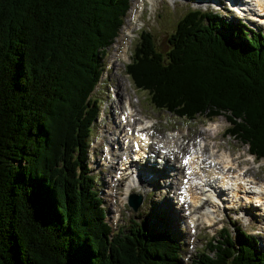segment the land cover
I'll list each match as a JSON object with an SVG mask.
<instances>
[{"label": "trees", "instance_id": "16d2710c", "mask_svg": "<svg viewBox=\"0 0 264 264\" xmlns=\"http://www.w3.org/2000/svg\"><path fill=\"white\" fill-rule=\"evenodd\" d=\"M128 7L0 0V264H179L169 232L136 228L110 238L87 174L97 108L86 100ZM224 32L194 15L166 50L142 35L128 72L157 111L188 121L222 116L237 141L264 156V38ZM209 245L194 264H264L243 232Z\"/></svg>", "mask_w": 264, "mask_h": 264}, {"label": "rangeland", "instance_id": "374dc122", "mask_svg": "<svg viewBox=\"0 0 264 264\" xmlns=\"http://www.w3.org/2000/svg\"><path fill=\"white\" fill-rule=\"evenodd\" d=\"M168 1H171V0H168ZM153 2H154L153 6L149 5L148 12L145 14V25H146L145 27H147L150 30V34L153 37L155 43L157 44V48L166 49L168 36L176 28L177 22L179 20H182L191 10L188 8L189 7L188 5L179 6L178 4L168 3L166 2V0H163V1L154 0ZM132 3H133V0H131V6H132ZM139 5L144 6L145 4L143 3V5L142 4H139ZM132 8L133 7H131V10ZM210 13L213 15L216 14L217 16H220L219 19L215 22L216 24L218 23L224 24L223 19H222L223 18L222 12L221 13L210 12ZM129 15H130V11L127 16V21H128ZM225 16H228L227 19H232L228 11L226 12ZM137 25H141V24L138 23ZM117 36H118V33H117ZM117 36L110 41L111 46L105 50L102 59H101L102 56H100L99 64L102 66L104 65V68H105V64L109 61L107 69L105 70L102 76V80L105 79V76L108 74V71L111 69V66H110L111 63L112 64L118 63V65L114 66V69L111 72L112 75L109 81L106 82L101 88H99L98 91L96 87L92 93V97L96 101L99 102L98 105H102L103 107L102 110H104V107L107 106L105 109V112L108 115V117L107 119H104V121L100 124L99 128L97 124L96 126V129H98L97 136L96 134L93 135L89 141H91L94 144L99 138L101 139L102 137H100V131L103 130L105 127H107L108 129H111V127H114V128L116 127V124H118V122L120 121L118 120V117L120 118L122 114V112L120 113L121 110L120 111L117 110L118 103L121 101L123 102L124 98L125 99L129 98L131 104L133 105L132 107L133 110L135 109L137 111H140L142 114L147 115L150 120H152L153 132L156 135L166 136L167 134L176 133L173 135H168V136H175L180 133L179 138L181 139L179 141L178 148H180L181 146L183 147L185 145H189V144L190 145L194 144L193 146H197L201 141H204V143L206 144L205 141L207 139L209 138L212 139V132H209V134H207V131H210V130L214 131L213 126L212 125L208 126L210 123L203 124L204 119L201 118V119H197L194 122H185L181 119H176L170 114H167L165 112H157L150 106L148 100H146L145 93L137 91L133 88V85L129 81V78L124 74L125 67L127 64L123 63V65H121V60L119 57V55L122 53V50H120V46L127 37L125 38V36L121 35V33L119 34V37ZM137 42H138V39H136V42L133 44V51L136 47ZM126 43L129 46L130 40H126ZM123 54L125 55V59H127L125 49L123 50ZM119 69L123 72L119 71ZM120 82L123 84V86L121 85L122 87L119 85ZM109 87L111 88L114 87L115 90L117 91V94L119 96L117 100L119 102H116L117 104L112 105L113 97L110 96L109 94V91H108ZM114 107L116 109H113ZM141 116L142 115L139 112H137L138 119H140ZM115 120L117 121L116 123H114ZM216 120L224 121V127L223 129L220 130V131H224L226 127L228 126L227 123L225 124L224 118L220 117V118H217ZM138 123L139 121H137V124ZM150 124H151V121H150ZM219 129H220V126L217 128L216 131H218ZM114 132L115 130L110 133L105 134L103 143L106 144L107 139H109V141H108V146L103 149L104 158L106 157L107 149L111 152L115 150L113 149L114 146L110 142V138L113 136L112 133ZM166 137H163V138H166ZM94 138L97 140L95 141ZM215 144L220 149L222 148V151L225 154V156H230L231 159L237 160L239 163L242 162V159L244 157V154L242 152L247 151L246 147L241 146L237 141L229 137H224V139L217 137V141L215 142ZM210 145L211 146L214 145L213 141L210 144L208 143V148L210 147ZM103 147L104 145L102 144L99 149H96L90 152L89 154L90 161H91V158L95 161L94 164H91V162L89 163L90 167H93L95 164H97L95 165V167L97 166V168H98V164L100 166V163L104 159L100 152V149H102ZM195 149L196 148H194V151ZM187 151L184 152L183 154H186ZM218 153L220 155L221 151L218 150ZM222 156L224 155L221 154L219 157L222 158ZM120 160H121L120 157H118L117 161H120ZM244 161L251 162V159L247 157V159ZM102 163H101L102 169L104 170L109 169L110 171L114 173V171L110 167L109 168L103 167ZM247 168L250 169V172L252 173V175L256 177L257 180H259L256 172H253L251 167L247 166ZM102 169L101 170L95 169L96 173L92 169L91 170H92L93 175L100 176V177L98 176L95 177L96 183H99V181L102 180L101 183H99V189L95 187L99 195L104 194L106 199L110 201L108 202L106 200L105 205L103 206L106 209L107 213H110L107 216V220H108L107 222L110 224L113 230H115L118 227H127L128 225L130 226L131 221L138 223L140 225L142 224L149 230L155 229L157 225L162 223L161 219H159V216L162 210L164 209L163 203L168 201L166 197L169 196V193H170L167 190V185L165 183L161 185H156L154 187V190L156 191V193L149 194L146 201L142 204V206L139 209L142 211H138L137 213H133L131 211L130 213L128 212V209L126 207L124 208L121 207L122 205H120L117 202L116 203L117 206L120 207V215L118 214L114 215L112 212L114 208L110 209L111 207L110 203L112 204V206L115 205V201L117 198L116 190H117V186H120V185L117 181L114 186L115 190H113L112 192L114 193L113 196L112 197L109 196L107 194L108 192L107 182L109 181L112 175H107V178H106V175L103 173L107 171H104ZM259 175L261 179H264V170ZM114 176L115 174L112 177ZM104 180H105V186H104ZM126 194L127 193L125 189L122 202L125 201ZM255 212H256V216L251 215L250 210H246L242 212L240 215H231L230 212H224L222 213V223H221L222 225H220V223H217L215 227L205 228V227H211V225L209 224L206 225L203 223V227L201 229L200 228L197 229L194 235H191L189 231L183 227L182 222H180L179 220L176 221L178 223L174 222L172 219H170L169 215L166 213L167 220H169V223L165 225V228H168V225H169V229H172V227H176V229L178 230L177 232L178 239L183 244V250L181 252V258H180V261L182 262L181 264H192L193 261L196 260L197 250H202V247L205 245V242L207 240H210L215 235H217L222 226L230 227V222H238V224L242 227V229L245 230L247 233L259 235L258 237V240L260 242L259 250L262 253H264V220H262V218L264 217V212L262 210H256ZM164 217L165 215L162 214L161 218H164Z\"/></svg>", "mask_w": 264, "mask_h": 264}, {"label": "bare ground", "instance_id": "6f19581e", "mask_svg": "<svg viewBox=\"0 0 264 264\" xmlns=\"http://www.w3.org/2000/svg\"><path fill=\"white\" fill-rule=\"evenodd\" d=\"M258 2V6H259V11L262 12V15H264V0H257ZM143 5V4H142ZM139 18V17H138ZM116 56V55H115ZM120 86L123 84L120 82L119 84ZM121 86V87H122ZM122 102L118 103V108H120ZM117 104V103H114ZM125 106H129V108H124L123 107V111L121 115H126L127 118H131L133 117L134 119V123H131L132 120L131 119H125L123 120L124 125L127 127L121 128L122 124L121 121L118 122V124H116L115 127V132L112 133V137L110 138V142L112 143V145L114 146L113 149H115L114 151H109L108 149L106 150V157L105 160L103 161L102 165L103 167H107V168H111L113 171L116 170V167L118 166V157H120V166H123L121 169H126L125 166V160H123L121 158L122 154H126V156H128L129 154H131V152H133L131 150V147H127V142L129 140H134V142H137L139 144V146H141V137L139 136V134L137 132H134V125H141L142 122H145L142 126H139L138 128H142L145 129L148 125H150V121L147 118L144 117H140V119H138L137 117V112L135 110H133V108L130 106L129 100H125V102L123 103ZM130 111V114H129ZM135 113V114H134ZM139 116V115H138ZM137 121H139V123L137 124ZM117 121L115 120V123ZM216 123H214L213 129L217 130V128L219 127V125H215ZM211 126V125H210ZM150 129V128H149ZM136 131H139V129H136ZM144 131V130H143ZM180 137V133L175 135V136H168L166 138L163 137H159L158 139L161 141H164V145H168L169 142L174 141V138L177 140V144L173 147H169L168 152L169 154H174L176 155V151L177 149H179V141L181 138ZM204 143V141H201ZM198 144V148L195 149L194 153L196 154L197 159L194 160V157L191 155H189L188 157V163H186L185 166L181 165V170H183L184 168H188L191 170L192 172V178L188 181V183L192 186H197L200 190V192H196V193H200L202 196V200L204 197L207 196V186L209 185L210 181L215 178L218 177L219 175H221V170L227 167H231V161L235 164H241L239 163L237 160H233L230 158V156H222V158H220L219 156H213L214 155V151H211V156L209 157V159L204 157V153H205V149H208V143L206 144ZM122 146V147H121ZM182 147V146H181ZM213 149V148H212ZM108 157V159H107ZM117 158V159H116ZM207 160H209V162H206ZM235 161V162H234ZM214 162V166L211 167V165H208L209 163ZM159 165H161V162L158 163ZM115 165V166H114ZM248 169V168H247ZM248 171L250 172V169H248ZM151 173V172H150ZM225 178H228V173L225 175ZM175 180H178V177L175 176L174 177ZM250 179H254L257 180L256 177H254L252 175V173L250 172ZM138 179L135 180H131L127 182V186L125 187L126 189V196H128L130 193H137L136 190L134 189H128V187H134L137 185ZM116 180H114V177H110L108 183V192L107 194L109 196H113L114 193L113 190H115V184H116ZM264 184L263 182H260L258 186ZM244 185L246 186L247 184L244 183ZM172 186H176V183H172ZM141 188H147L146 186H142ZM239 195H241L240 197H244L245 195V188L238 185L237 186V192L235 194L236 197H239ZM260 199H264V195L260 198ZM229 201V198H228ZM197 202V198L196 197H192V203ZM259 202V201H258ZM223 206V205H222ZM228 208L230 207L229 204L227 206H223V208ZM243 207V206H242ZM264 208V207H263ZM201 215V214H199ZM202 216V215H201ZM195 217V216H192ZM206 222H204V224L206 225H214L216 219L218 218V214L216 216V218H214L212 216V218L207 215V216H202ZM196 227H198V220H196Z\"/></svg>", "mask_w": 264, "mask_h": 264}, {"label": "water", "instance_id": "95a60500", "mask_svg": "<svg viewBox=\"0 0 264 264\" xmlns=\"http://www.w3.org/2000/svg\"><path fill=\"white\" fill-rule=\"evenodd\" d=\"M140 203V200H138L135 204H134V208H136ZM137 204V205H136Z\"/></svg>", "mask_w": 264, "mask_h": 264}, {"label": "snow or ice", "instance_id": "6c2138e0", "mask_svg": "<svg viewBox=\"0 0 264 264\" xmlns=\"http://www.w3.org/2000/svg\"><path fill=\"white\" fill-rule=\"evenodd\" d=\"M189 161H188V159L186 158L185 160H184V163H188Z\"/></svg>", "mask_w": 264, "mask_h": 264}]
</instances>
